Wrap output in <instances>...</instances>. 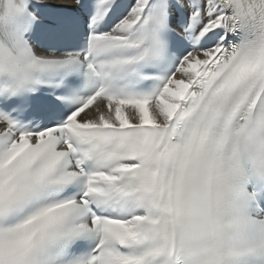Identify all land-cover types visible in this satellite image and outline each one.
<instances>
[{
  "label": "snow or ice",
  "instance_id": "1",
  "mask_svg": "<svg viewBox=\"0 0 264 264\" xmlns=\"http://www.w3.org/2000/svg\"><path fill=\"white\" fill-rule=\"evenodd\" d=\"M0 264H264V0H0Z\"/></svg>",
  "mask_w": 264,
  "mask_h": 264
}]
</instances>
